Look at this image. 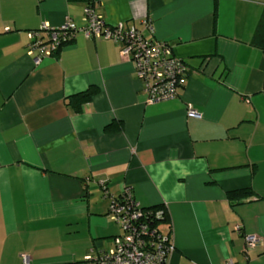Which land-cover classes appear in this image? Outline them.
<instances>
[{"label":"crops","instance_id":"1","mask_svg":"<svg viewBox=\"0 0 264 264\" xmlns=\"http://www.w3.org/2000/svg\"><path fill=\"white\" fill-rule=\"evenodd\" d=\"M92 1L111 26L151 20L186 64L184 86L147 104L120 48L82 33L36 64L28 33L83 27L87 1L0 0V264L109 250L121 234L111 201L127 188L167 208V264H264V51L252 44L264 0ZM90 87L76 113L68 99ZM247 235L260 238L249 251Z\"/></svg>","mask_w":264,"mask_h":264},{"label":"built area","instance_id":"2","mask_svg":"<svg viewBox=\"0 0 264 264\" xmlns=\"http://www.w3.org/2000/svg\"><path fill=\"white\" fill-rule=\"evenodd\" d=\"M86 1L83 27L67 21L59 29L28 33V54L34 62L40 64L44 58L56 55L62 41L74 40L77 34L82 33L89 39L112 41L120 48L121 56L135 67L136 76L147 95V104L155 105L177 98L188 69L184 61L174 55L171 45L152 37V21H143V29L135 25L111 26L93 7V1ZM187 114L191 118H201L193 108H189ZM110 212L121 228V234L113 239L109 250L91 251L83 264H167L173 251L170 237L155 227L154 218L134 199L130 188L119 197L112 198ZM160 215L161 212L155 213L156 217ZM246 243V251H249L259 245L260 238L247 235ZM24 262L28 264L27 257Z\"/></svg>","mask_w":264,"mask_h":264},{"label":"trees","instance_id":"3","mask_svg":"<svg viewBox=\"0 0 264 264\" xmlns=\"http://www.w3.org/2000/svg\"><path fill=\"white\" fill-rule=\"evenodd\" d=\"M74 40L69 41H62L61 47L59 48L58 52L59 54L61 49L68 45L73 43ZM252 44L257 46L258 48L262 49L264 51V11L262 13L261 19L259 21L258 27L256 29ZM98 93V89L96 87H90L87 91L76 94L71 96L68 99V105L76 112L81 113L83 106L87 103H90L93 99V97ZM122 130V124H116L114 126H110L106 128L107 133H115ZM253 195V192L251 190L245 189V190H239V191H232L228 193V197L231 201L234 200H244L247 198H250ZM119 197V196H117ZM146 211L150 212L149 214L152 215L154 218V225L160 233L168 235L170 237V234L172 232L171 227V219L170 214L167 210V208L163 205L156 206V207H143ZM156 212H161V215L159 217L155 216ZM166 227V228H165ZM167 232H166V230Z\"/></svg>","mask_w":264,"mask_h":264},{"label":"rangeland","instance_id":"4","mask_svg":"<svg viewBox=\"0 0 264 264\" xmlns=\"http://www.w3.org/2000/svg\"><path fill=\"white\" fill-rule=\"evenodd\" d=\"M119 227V226H118ZM120 233L122 232L121 228L119 227Z\"/></svg>","mask_w":264,"mask_h":264}]
</instances>
